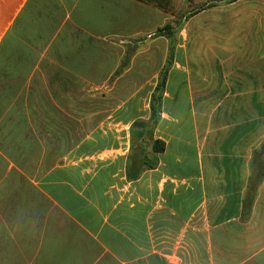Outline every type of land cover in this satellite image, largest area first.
<instances>
[{
    "label": "crops",
    "instance_id": "1",
    "mask_svg": "<svg viewBox=\"0 0 264 264\" xmlns=\"http://www.w3.org/2000/svg\"><path fill=\"white\" fill-rule=\"evenodd\" d=\"M242 5L245 16L219 22L246 23L252 48L262 51L259 65L254 50L240 65L226 58L238 48H202L205 30L193 18L178 31V48L171 52L168 40L155 35L160 27L148 34L165 40L164 60L172 61L153 134L165 150L153 154L150 144L154 168L128 181L130 127L140 117L126 122L125 112H117L122 107L106 113L104 100L89 91L103 89L113 74L118 80L141 75L153 64L148 55L159 53L143 50L140 38H127L126 26L136 16L116 24L107 0H0V45L5 42L13 65L21 59L31 74L78 75L73 87L83 95L71 104L92 113L75 120L93 122L44 176L26 178L38 194H20L14 179L0 181V264H193L196 252L199 264H264V182L250 219L239 221L252 153L264 144V0L227 6ZM120 27L115 45L110 35ZM175 73L181 75L178 86ZM176 101L189 103L188 115L164 112V102L170 107ZM14 169L9 162L8 170ZM175 251H184L183 260Z\"/></svg>",
    "mask_w": 264,
    "mask_h": 264
},
{
    "label": "trees",
    "instance_id": "2",
    "mask_svg": "<svg viewBox=\"0 0 264 264\" xmlns=\"http://www.w3.org/2000/svg\"><path fill=\"white\" fill-rule=\"evenodd\" d=\"M174 17L173 26L166 24L158 28V37L168 40L171 52L180 28L191 17L203 10L217 6L210 1L198 9L187 6L198 0H136ZM238 0H226L232 4ZM192 6V5H191ZM14 66L7 56L5 42L0 45V181L16 180L14 188L21 192L38 194L36 187L26 178L39 179L44 176L63 156L68 154L90 130L87 121L77 122V116L91 112L90 107L72 105L82 98L83 93L74 88L78 75L70 73L31 74L24 68L23 61ZM166 70L151 94L148 119H138L130 127L132 150L128 157L126 177L136 180L145 170L154 168L149 158L147 145L151 141V152L162 153L165 143L153 139L160 122L162 95L165 93ZM76 117V118H75ZM18 170H8V163ZM250 175L241 200L239 221L250 219L258 188L264 182V144L255 149L249 163ZM25 190V191H24Z\"/></svg>",
    "mask_w": 264,
    "mask_h": 264
},
{
    "label": "rangeland",
    "instance_id": "3",
    "mask_svg": "<svg viewBox=\"0 0 264 264\" xmlns=\"http://www.w3.org/2000/svg\"><path fill=\"white\" fill-rule=\"evenodd\" d=\"M108 4L113 7L111 14L115 15L116 24H121L120 21L126 15L130 17L136 16L137 22L130 21V23L126 26L128 30H130V34H128L127 38L135 39L140 38L142 42V49L143 50H152L153 52L157 51L159 54H150L148 55L150 59H152V63L150 66L145 67L147 73L144 74H130L125 75L122 78L115 79L118 74H113L111 76L110 82L104 84V88L100 90L89 91L90 95H94L95 97H100L101 100H104V105L101 106V109L104 111H108L106 113H112L118 107H122L117 112H125L128 116L127 120H131L136 117L143 118L144 120L149 116V103L151 99V94L153 92L154 85L158 82L160 73L163 70L167 71L170 68L172 61L171 59L166 58V42L163 39H155V37L150 39L148 34L156 31V27H163L168 23L173 16L166 14L160 10H150L146 6L142 8L140 6H136L130 2V0H107ZM210 1L217 2V6L213 8H209L206 10L201 11L200 13L196 14L193 18V23H197L198 27L203 28L205 32L201 35V39L203 40L205 46L202 48H207L213 50L218 49H239V52L236 53L234 56H227L231 60L239 61L240 65H246L247 58H252L253 50L255 51V60L256 65L261 64V60L259 57L262 56V51L253 49L250 42V36L247 38L246 36V27L245 22H238L239 24H232L229 25H221L220 19L224 17H239L246 15V6L242 5L240 7H229L226 4V0H198L194 4L187 6V9L190 8L198 9L199 7L203 6L205 3H209ZM150 7V6H149ZM133 8V9H130ZM136 11V12H135ZM136 13V14H135ZM132 14V15H130ZM189 19V20H190ZM199 19V20H198ZM202 29V30H203ZM118 32H115V29L112 28V32L110 35V42L113 44H118L117 40L122 38L121 27L117 29ZM126 31V29H125ZM254 31V30H253ZM157 32V31H156ZM262 32L258 31L255 32V35L258 41L261 43L262 38L260 35ZM200 37V36H199ZM198 39V38H197ZM152 44V45H150ZM179 38L176 35L174 49L178 48ZM259 45V43H257ZM149 45V46H148ZM257 45V46H258ZM203 46V45H202ZM128 47V46H127ZM118 49V48H117ZM116 49V52H117ZM141 49V48H140ZM112 52L115 50L111 49ZM165 52V53H164ZM226 58H222V60H226ZM143 60H146L143 58ZM257 61L259 63H257ZM164 64L163 68L160 69L159 73L156 74L155 71L157 69L156 66H161ZM132 71H136L133 69ZM152 71V72H151ZM151 72V73H150ZM175 79L172 82L176 83L178 86L179 78L181 77L180 74H174ZM143 85L144 88L141 90L133 89L135 86ZM131 87V88H130ZM183 86L180 85L179 88L181 89ZM181 90H178V93H181ZM171 93L175 94L176 90L171 89ZM163 96V95H162ZM164 102V112L171 108L175 110L174 112L184 113L188 115V111L190 109L189 103L179 102L171 103L170 107L168 104ZM188 117V116H187ZM91 121V120H90ZM93 124V122H88L86 125L89 128V125ZM154 134V133H153ZM151 141L147 145V149L150 148ZM189 155V153H188ZM187 155V156H188ZM36 181L37 179L34 178ZM184 251H175V255H177L181 260ZM196 257H199L198 253L196 252ZM192 255L190 258L193 264H199L198 259ZM184 264V261H182Z\"/></svg>",
    "mask_w": 264,
    "mask_h": 264
}]
</instances>
